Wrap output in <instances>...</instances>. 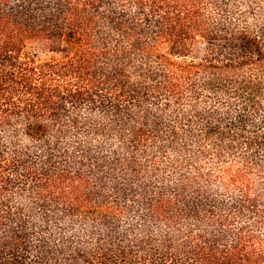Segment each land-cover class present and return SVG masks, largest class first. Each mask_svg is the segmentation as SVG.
<instances>
[{
  "label": "trees",
  "instance_id": "obj_1",
  "mask_svg": "<svg viewBox=\"0 0 264 264\" xmlns=\"http://www.w3.org/2000/svg\"><path fill=\"white\" fill-rule=\"evenodd\" d=\"M0 264H264V0H0Z\"/></svg>",
  "mask_w": 264,
  "mask_h": 264
}]
</instances>
